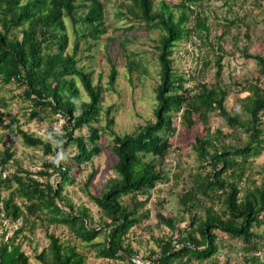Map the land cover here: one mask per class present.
Masks as SVG:
<instances>
[{
  "label": "trees",
  "instance_id": "16d2710c",
  "mask_svg": "<svg viewBox=\"0 0 264 264\" xmlns=\"http://www.w3.org/2000/svg\"><path fill=\"white\" fill-rule=\"evenodd\" d=\"M195 1L128 0L125 12H115L143 21L145 28L158 30L154 48L159 75L152 118L130 132L117 133L112 128L111 107L101 105L106 89L92 83L91 72L75 57L77 41L72 42L69 52L65 51L67 20L72 27L80 22L77 25L87 48L91 45L86 37L95 40L104 32L103 1L0 0V84L13 82L22 86L30 117L44 111L63 118L60 128L52 130L48 139L16 129L24 145L39 146L43 153L53 152L55 161L46 164L50 172H38L43 180L32 177L21 166L12 173H0V188L12 187L6 197L0 196L1 218L20 219L10 235L0 238V264H29L17 239L24 238L22 232L26 225H32L33 215L47 224L65 225L96 257L136 264L132 259L136 251L126 241V235L148 218L149 210L144 208L148 191L168 180L164 160L171 146L170 137L176 131V116L187 127L196 122L202 126L191 144L198 168L189 172V185L177 196L180 215L175 218L155 212L156 224H164L175 234L151 237L154 248L145 256L147 264H231L229 259L204 263L222 247L216 231L241 242L238 264H264V258L256 254L261 249L264 252V242L261 234L254 231L264 222V175L256 183L250 176L249 159L260 153L264 143L259 115L264 110V54L242 51L243 56L254 61L262 78L248 82L235 109L224 105L228 89L219 80L221 54H215L212 60L216 82H200L186 91V78L172 70L171 53L183 37L206 35L208 31L204 17L193 7ZM189 20L192 24L188 27ZM132 68L144 71L137 59L127 60V71ZM116 73L111 63L109 84L114 82ZM76 80L87 100L79 98ZM5 103L0 100V106ZM212 113L229 129L228 135L220 127L211 130L208 120ZM101 118L111 142L107 151L114 160L113 174L104 181L102 189L87 193L100 211L94 224L85 206L64 200L61 192L64 184L73 182L75 166L86 163L102 149L98 143ZM83 128L85 134L75 133ZM240 132L244 137L239 140ZM234 135L235 142L225 140ZM60 153L63 159H58ZM12 155L9 148L0 150L2 168ZM94 172L87 174L85 186ZM52 173L58 178L54 184L49 181ZM241 181L245 185L241 186ZM139 195L145 197L139 199ZM15 197L22 199L19 204ZM184 219L187 224L178 228L176 224ZM44 234L47 245L36 255L41 264L84 263L85 255L74 244L59 241L46 230Z\"/></svg>",
  "mask_w": 264,
  "mask_h": 264
},
{
  "label": "rangeland",
  "instance_id": "374dc122",
  "mask_svg": "<svg viewBox=\"0 0 264 264\" xmlns=\"http://www.w3.org/2000/svg\"><path fill=\"white\" fill-rule=\"evenodd\" d=\"M104 5L103 26L104 32L99 38L93 40L86 37L90 48H87L85 38L82 37L77 22L72 31L71 22L66 21L67 44L65 51H70L72 42L77 41L78 50L75 57L78 63L91 72L92 83H99L106 90L103 93L101 105L111 107V114L114 118L113 130L117 133L132 131L136 125L143 124L152 118L155 105L154 87L158 82V64L156 61V50L154 40L157 38L156 28H145L143 21L127 19L124 15L115 14L125 10L124 5L128 0H102ZM176 2L177 0H167ZM196 2V3H195ZM193 3L205 19L208 25L206 35L192 34L191 37H183L173 46L171 53L172 70L182 73L186 78L184 89L189 91L197 83L204 82L213 84L215 67L213 58L215 54H221L220 84L228 89L224 105L227 109H235L243 95L248 82L260 77L258 68L254 61L243 56L246 53L264 54V0H197ZM78 13V12H77ZM130 19V20H129ZM192 20L187 22L191 26ZM135 26V28H131ZM124 29V30H123ZM137 54V55H136ZM136 55V56H135ZM137 59L144 71L137 68L127 71V60ZM116 67V77L112 84L108 83L110 64ZM185 70H187L185 72ZM188 72V75L186 73ZM79 89V98L87 100L85 92L76 80ZM5 100V106H0V150L9 148L13 152L2 168L1 176L12 173L17 166H21L32 177L43 180L44 177L38 174L39 171H51L47 168L48 162L55 161L52 153H43L39 146H26L22 143L16 129H23L28 133L48 139L52 130H58L63 123V118L58 113L39 112L37 117H30L29 101L22 95V86L13 82L0 84V100ZM261 127L264 132V110L260 112ZM208 123L211 130L219 128L223 133H229L221 119L211 114ZM95 125L94 122H92ZM176 127L175 133L170 137L171 146L168 148L164 160V170L168 177L164 183L157 184L148 191L149 197L144 208L149 210V216L139 225L132 227L126 235V241L135 249L137 259L145 261L148 250L154 248L151 237L168 236L175 234L164 224H156L155 212L167 217L180 215L177 196L189 185L188 174L198 168L195 153L191 148L194 137L202 131V126L196 122L191 127L180 123L179 117L173 118ZM98 143L101 150L84 164L75 166L73 182L64 184L61 195L64 200L74 205L85 206L90 213L92 223L99 220L100 211L92 203L87 193L95 194L102 189L104 181L113 174L112 162L114 157L107 151L111 146L107 129L104 127V119L101 118ZM76 134H85L86 129L75 131ZM226 136L227 142H235V138ZM244 137L240 132L238 139ZM51 140V139H50ZM260 153L251 156L250 176L259 183L264 175V143ZM71 147L69 148V150ZM53 151V150H51ZM3 169V170H2ZM207 169V168H205ZM94 170L88 186L84 185L87 174ZM57 175L52 173L49 181L54 184ZM241 181L239 184L245 185ZM12 189L0 188V196L6 197ZM145 195H139L143 199ZM20 197H15V202H21ZM32 225L25 226L22 235L17 241L21 242V249L28 256L29 264H41L36 255L46 247L47 239L45 230L53 233L59 241L72 243L76 249L85 255L83 264H121L120 260L99 258L87 244L75 238L69 229L62 224H47L45 220L34 218ZM188 220L179 221L176 226L182 228ZM20 219L11 221L1 218L0 214V238H5L19 225ZM254 231L261 234L264 242V222L254 227ZM222 247L211 258L204 261H223L229 259L231 264L240 263L238 257L241 242L238 239L228 238L216 231ZM99 238V237H98ZM264 258V252L260 254ZM195 262L190 261L189 264Z\"/></svg>",
  "mask_w": 264,
  "mask_h": 264
},
{
  "label": "built area",
  "instance_id": "2783aa9c",
  "mask_svg": "<svg viewBox=\"0 0 264 264\" xmlns=\"http://www.w3.org/2000/svg\"><path fill=\"white\" fill-rule=\"evenodd\" d=\"M185 71H186V70H185ZM262 251H263V249L258 250V251L256 252V254H257V255H260V254L262 253ZM136 257H137V255H135V256L132 257V259L135 261L136 264H147V263H148L146 260H145V261H140V260H138Z\"/></svg>",
  "mask_w": 264,
  "mask_h": 264
},
{
  "label": "clouds",
  "instance_id": "9594fccd",
  "mask_svg": "<svg viewBox=\"0 0 264 264\" xmlns=\"http://www.w3.org/2000/svg\"><path fill=\"white\" fill-rule=\"evenodd\" d=\"M63 158H64L63 153H60V154L58 155V159H63Z\"/></svg>",
  "mask_w": 264,
  "mask_h": 264
}]
</instances>
